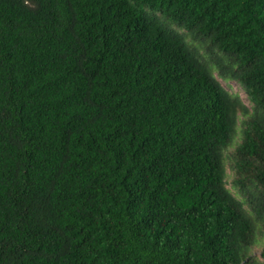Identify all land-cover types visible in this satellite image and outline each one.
Wrapping results in <instances>:
<instances>
[{
  "label": "trees",
  "instance_id": "16d2710c",
  "mask_svg": "<svg viewBox=\"0 0 264 264\" xmlns=\"http://www.w3.org/2000/svg\"><path fill=\"white\" fill-rule=\"evenodd\" d=\"M0 264H264V0H0Z\"/></svg>",
  "mask_w": 264,
  "mask_h": 264
},
{
  "label": "rangeland",
  "instance_id": "374dc122",
  "mask_svg": "<svg viewBox=\"0 0 264 264\" xmlns=\"http://www.w3.org/2000/svg\"><path fill=\"white\" fill-rule=\"evenodd\" d=\"M222 84L227 88L229 89L230 91L232 92H239L241 94V96L243 97L244 101L247 103V104H250V101L249 99L247 98V95H246V92L242 89V87L237 83V82H227L223 79H220ZM257 254H259V251L257 250Z\"/></svg>",
  "mask_w": 264,
  "mask_h": 264
}]
</instances>
